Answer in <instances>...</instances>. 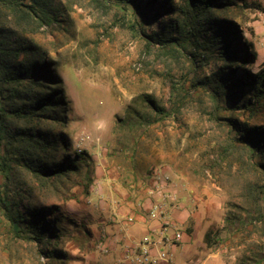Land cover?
Instances as JSON below:
<instances>
[{
  "label": "rangeland",
  "instance_id": "rangeland-1",
  "mask_svg": "<svg viewBox=\"0 0 264 264\" xmlns=\"http://www.w3.org/2000/svg\"><path fill=\"white\" fill-rule=\"evenodd\" d=\"M244 2L226 17L253 43L258 58L249 69L257 71L264 66V0ZM53 4L61 14L50 26L39 28L31 19L19 22L7 11L0 27L52 62L68 102V122L65 127H46L65 134L69 152L82 153L84 160L78 174L45 186L11 165L8 188L0 174L1 199L2 191L13 199L14 187L20 184L31 188L40 204L59 206L70 235L57 248L71 259L81 258L77 251L84 248L83 234L91 237L95 229L96 235L95 222L103 215L92 187L95 172L100 169L112 188L142 202L153 172L160 170L170 177L176 202L169 207L183 214L175 222L183 232L191 220L189 235L206 250L223 260L233 258L234 264H264L262 157L252 156L234 141L236 132L227 122L230 118L248 127H264V105L242 111L232 100L218 98L206 83L219 65L209 60L196 68L188 45L170 46L175 51L170 54L158 45L148 49L145 36L158 32V26H143L130 8L124 10L116 0H53ZM201 81L206 83L195 84ZM151 102L163 110L160 115ZM227 143L234 147L224 151ZM107 196L111 202L122 201L121 195ZM148 224L136 225L137 237L147 234ZM12 228L0 203V264L73 263L63 257L45 260L39 254L43 246L18 239ZM173 234L168 228L166 235ZM99 238L85 240L98 264L101 256L108 255ZM189 251L179 246L172 264L190 261ZM80 264L89 263L80 260Z\"/></svg>",
  "mask_w": 264,
  "mask_h": 264
},
{
  "label": "trees",
  "instance_id": "trees-1",
  "mask_svg": "<svg viewBox=\"0 0 264 264\" xmlns=\"http://www.w3.org/2000/svg\"><path fill=\"white\" fill-rule=\"evenodd\" d=\"M116 1L124 10L130 8L143 26H158V32L145 36L148 49L158 45L170 54L175 52L170 46L185 44L190 47V61L196 68L201 69L209 60L217 62L210 82L195 84L210 85L218 98L232 100L238 110L250 111L264 105V66L257 71L249 69L258 58L254 45L243 37L239 25L226 17L231 9L245 6L244 0ZM7 11L19 22L33 20L39 28L52 25L61 14L53 0H0V19ZM13 37L0 27V174L5 188L11 165L45 186L78 174L84 157L69 152L65 134L46 127H65L68 122V102L52 62L22 38ZM151 105L160 115L163 110L153 102ZM227 122L236 132L233 140L252 156L262 157L259 167L264 170V127H248L230 118ZM233 147L227 143L224 151ZM14 188L13 199L2 191L0 203L15 237L43 246L39 254L45 260L65 257L57 246L62 247L61 241L70 234L60 207L40 204L31 188L23 189L20 184ZM191 227L190 220L187 234H191ZM205 242L211 246L210 233L205 234Z\"/></svg>",
  "mask_w": 264,
  "mask_h": 264
},
{
  "label": "crops",
  "instance_id": "crops-1",
  "mask_svg": "<svg viewBox=\"0 0 264 264\" xmlns=\"http://www.w3.org/2000/svg\"><path fill=\"white\" fill-rule=\"evenodd\" d=\"M95 174L97 176V180L95 181L94 179L93 184L96 183L97 186H99L102 198L108 200V193L110 194V196L113 194L117 197H120L119 195H121L122 201H118V203L116 202L117 204H113L109 199L110 201L108 200L106 207V201L101 200V197L94 193V197L98 200L97 207L100 210V215L103 214L95 222V225L98 226V232H96V235H94V229L91 237L89 235L83 234V245H81V248L83 246L84 248L82 249V251H77L82 253L81 258L71 259L67 257V254L65 252L66 255L65 257H63V259L73 260L72 264H80V260L82 261V263L98 264L94 261L96 259L94 253H90L87 245H85V240L87 239L96 241L97 238L105 236L108 246V255L101 256V261L99 264H135L131 261L123 260V249L126 245H130L132 244V242H138L139 240H141L144 235L141 237H137L138 235L136 236L139 229L138 227H140L139 224L148 222L149 224L147 234H154L156 236L155 239H152V242H154V247L152 248L151 254L156 255L158 252L164 251L168 254L169 258L168 261H161L157 264H172L171 261L173 254L176 252V249L179 246H184L185 249L190 250L188 257L191 260L186 264H234V262H232V260H234L233 258H227L223 260L222 258H220L218 253L210 252L208 251L209 249L206 250L204 246L198 243V241H196L193 236H190L185 232H183V237L180 243L170 244L168 240L172 236L166 235V231L170 227L162 228V220H153L146 216V209L149 206L146 195H143L142 199L144 200L142 202H133L132 200H130L129 196L123 195L122 193H119L118 190L112 188V186L109 185L110 182L108 181V177L104 175V172H100V169L96 171ZM92 187L94 188V186ZM143 209H145V211H143ZM105 211H107V213H105ZM169 212V220L172 223H175L180 219L182 220L183 214H175L173 208L169 209ZM128 218H132V222H128ZM136 225L138 227H136ZM186 245H190L191 247L189 248V246Z\"/></svg>",
  "mask_w": 264,
  "mask_h": 264
},
{
  "label": "built area",
  "instance_id": "built-area-1",
  "mask_svg": "<svg viewBox=\"0 0 264 264\" xmlns=\"http://www.w3.org/2000/svg\"><path fill=\"white\" fill-rule=\"evenodd\" d=\"M83 140L81 139V141ZM148 185L145 189V195L149 202V206L146 209V216L153 220H162V228L170 227L174 230V234L168 240L170 244L180 243L183 237V231L169 220V209H171L169 205L172 202H176V194L171 190L170 177L165 172L155 170ZM93 192L102 198L99 186L96 183L94 184ZM112 203L115 204L116 202L112 201ZM132 220V218H128L127 221L132 222ZM99 242V246L103 247V253H108L106 237L101 236ZM153 247L154 242L150 239L149 234H145L138 242H132V244L124 247L123 260L131 261L135 264H157L161 261H168V254L164 251L152 255L151 251Z\"/></svg>",
  "mask_w": 264,
  "mask_h": 264
}]
</instances>
